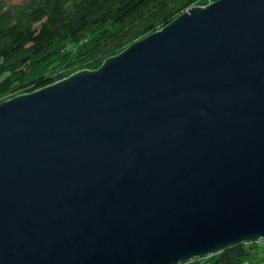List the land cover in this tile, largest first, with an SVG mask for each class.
I'll return each mask as SVG.
<instances>
[{
  "label": "water",
  "instance_id": "obj_1",
  "mask_svg": "<svg viewBox=\"0 0 264 264\" xmlns=\"http://www.w3.org/2000/svg\"><path fill=\"white\" fill-rule=\"evenodd\" d=\"M264 237V0L192 5L0 101V264H177Z\"/></svg>",
  "mask_w": 264,
  "mask_h": 264
},
{
  "label": "trees",
  "instance_id": "obj_2",
  "mask_svg": "<svg viewBox=\"0 0 264 264\" xmlns=\"http://www.w3.org/2000/svg\"><path fill=\"white\" fill-rule=\"evenodd\" d=\"M201 2L0 0V99L60 80L76 64L97 68L106 57ZM259 245L264 237L177 264H256L249 255Z\"/></svg>",
  "mask_w": 264,
  "mask_h": 264
},
{
  "label": "rangeland",
  "instance_id": "obj_3",
  "mask_svg": "<svg viewBox=\"0 0 264 264\" xmlns=\"http://www.w3.org/2000/svg\"><path fill=\"white\" fill-rule=\"evenodd\" d=\"M211 1H213V0H202L200 5H206ZM80 69H84L83 64H76L73 67H71V69H69L70 70L69 74H71L77 70H80ZM25 92H29V91H25ZM21 93H23V92H21ZM12 96H14V95H12V93H7L3 96V98L0 99V101L6 100ZM260 255H262V256H260ZM249 257L251 258L250 260L256 264H264V245L255 246L254 250L250 251Z\"/></svg>",
  "mask_w": 264,
  "mask_h": 264
},
{
  "label": "bare ground",
  "instance_id": "obj_4",
  "mask_svg": "<svg viewBox=\"0 0 264 264\" xmlns=\"http://www.w3.org/2000/svg\"><path fill=\"white\" fill-rule=\"evenodd\" d=\"M214 1V0H213Z\"/></svg>",
  "mask_w": 264,
  "mask_h": 264
}]
</instances>
